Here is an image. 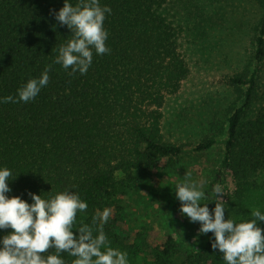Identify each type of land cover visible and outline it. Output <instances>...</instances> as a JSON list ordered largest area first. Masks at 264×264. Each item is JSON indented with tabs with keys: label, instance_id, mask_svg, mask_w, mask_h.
<instances>
[{
	"label": "trees",
	"instance_id": "1",
	"mask_svg": "<svg viewBox=\"0 0 264 264\" xmlns=\"http://www.w3.org/2000/svg\"><path fill=\"white\" fill-rule=\"evenodd\" d=\"M175 1L99 0L101 7L111 8L104 20L111 51L97 55L93 50L87 73L69 75L70 68L54 63L59 47L72 39L71 30L54 15L65 0H0V169L12 172L6 196L31 204L28 193L44 199L64 191L78 194L88 208L77 214V229L81 222L91 223L98 211L111 209L118 185L134 180L135 171L148 177L162 159L180 155L182 145L165 140L161 131L165 99L189 75L180 52L182 28L164 12ZM253 1L263 9L254 38V59L261 62L264 0ZM66 2L75 6L79 0ZM47 65L52 66L49 82L34 100L3 102L4 97H18V89L39 78ZM231 80L243 81L240 74ZM247 83L242 106L227 119L221 164L238 196L258 188L264 201V104L246 115L256 96L254 77ZM213 141L205 138L195 149H207ZM252 219L248 215L237 223ZM257 224L264 230V222ZM10 232L0 229V239ZM104 232L114 246L118 235L110 218ZM213 241L207 233L202 248L179 264H226L211 247ZM172 250L169 241L162 249L156 246V263L175 264ZM60 257L65 264L75 259L68 253Z\"/></svg>",
	"mask_w": 264,
	"mask_h": 264
},
{
	"label": "rangeland",
	"instance_id": "2",
	"mask_svg": "<svg viewBox=\"0 0 264 264\" xmlns=\"http://www.w3.org/2000/svg\"><path fill=\"white\" fill-rule=\"evenodd\" d=\"M262 11L253 0H179L166 5L164 12L182 28L180 52L189 75L175 94L166 97L161 131L165 140L181 144L182 152L162 159L150 176L135 171L134 180L118 185L110 216L118 240L110 247L126 252L128 264H157L153 251L168 241L173 244L175 264L202 248L207 234H200L199 222L181 215V202L175 195V186L186 173L202 184L206 198L201 206L213 210L215 203L223 204L225 219L237 222L254 210L264 211L261 191L248 188L238 196L229 171L221 164L227 119L242 106L252 76L256 96L246 115L264 104V58L261 62L254 59ZM237 74L243 80L240 83L231 80ZM209 137L214 141L207 149H195ZM116 178L121 180L123 175L117 173ZM217 183L222 199L213 193Z\"/></svg>",
	"mask_w": 264,
	"mask_h": 264
},
{
	"label": "clouds",
	"instance_id": "3",
	"mask_svg": "<svg viewBox=\"0 0 264 264\" xmlns=\"http://www.w3.org/2000/svg\"><path fill=\"white\" fill-rule=\"evenodd\" d=\"M111 8L101 7L99 0H79L73 6L64 2L63 7L55 12V19L62 26L71 30L72 39L58 49L54 63L69 75L87 73L93 60V50L97 55L109 54L106 46L108 32L104 28L105 14ZM52 66H45L39 78L27 81L18 89V97L7 96L4 103L29 102L35 99L41 89L49 82ZM12 176L8 168L0 169V229L11 232L0 239V264H65L61 253L75 257L72 264H128L127 253L110 247V241L104 232V225L111 216V209L98 211L91 223L81 222L74 235L77 214L86 212L88 205L78 194L64 191L49 199L41 195L28 193L29 204L19 196L9 198L7 181ZM202 184L191 180V173H186L182 182L175 186V195L181 202L180 213L190 222L200 223V234L211 232L213 249H218L226 264H264V230L257 222H264V214L254 210V219L235 222L225 219V208L215 203L210 213L209 208L201 206L205 199ZM213 193L222 199L223 190L219 183L214 185ZM54 250L55 254H48Z\"/></svg>",
	"mask_w": 264,
	"mask_h": 264
}]
</instances>
